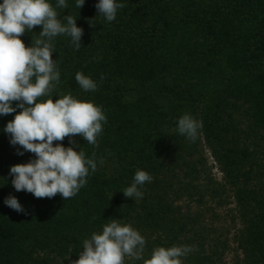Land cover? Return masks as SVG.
Here are the masks:
<instances>
[{
    "label": "trees",
    "instance_id": "obj_1",
    "mask_svg": "<svg viewBox=\"0 0 264 264\" xmlns=\"http://www.w3.org/2000/svg\"><path fill=\"white\" fill-rule=\"evenodd\" d=\"M49 2L58 19L71 15L83 29L79 50L67 35L52 40L60 73L53 100L70 93L101 107L107 119L97 137L99 147L79 135L74 137L78 147L68 137L54 142L83 151L85 159L96 153L97 168L89 169L86 185L64 200L59 193L36 198L15 190L10 166L35 155L17 154L23 149L11 145L3 131L15 113L0 115V264L76 260L83 241L113 219L143 230L144 239L157 233L155 240L146 239L145 259L155 244L175 246L181 232L194 228L186 230L191 217L181 220L174 202L199 189L193 182L202 164L189 158L201 139L233 189L243 223L239 249L247 264H264V0H117L125 7L112 22L97 12L98 0H85L81 9L76 0H66L67 8ZM41 30H26L21 39L31 46ZM77 72L93 79L97 90L84 91L75 80ZM236 112L248 131L239 128ZM186 113L202 123L195 142L177 131L176 122ZM138 169L152 180L140 186L142 198H127L123 191ZM180 171L187 183L181 182ZM10 194L25 212L5 205ZM210 194L220 197L216 189ZM196 195L202 200L200 191ZM178 245L190 246V240ZM190 253V264H215L218 258L216 246L209 251L200 244Z\"/></svg>",
    "mask_w": 264,
    "mask_h": 264
},
{
    "label": "clouds",
    "instance_id": "obj_2",
    "mask_svg": "<svg viewBox=\"0 0 264 264\" xmlns=\"http://www.w3.org/2000/svg\"><path fill=\"white\" fill-rule=\"evenodd\" d=\"M85 0H76L81 9ZM66 0H57L56 8H67ZM97 12L108 22L116 19L117 10L125 7L117 0H98ZM71 15L63 21L49 0H3L0 3V115L13 114L3 131L9 135L11 145H19L23 151L35 155L26 163L10 166L9 176L17 192L26 191L36 198H62L75 196L87 183L89 169L97 168L96 153L85 159L83 151L62 142L69 138L70 145L79 146L74 139L81 136L87 143L99 147L97 137L102 132L106 116L93 102L81 101L69 94H60L53 100L51 93L60 80L59 70L53 59L52 40L67 35L75 50L81 47L83 29L77 26ZM41 26L39 37L26 46L21 37L27 31ZM99 59V58H97ZM104 77L101 75V80ZM75 80L86 92L96 91L97 83L82 72ZM47 96L46 100L37 102ZM15 106H13V103ZM19 109V111H17ZM179 134L195 142L202 123L190 114H184L176 122ZM100 162L103 160L101 158ZM87 165V166H86ZM152 177L144 170L135 172L130 186L123 194L127 198H142L140 186ZM6 206L16 212H25L18 199L11 194L5 198ZM144 237L131 225L113 219L105 224L102 232H93L83 241V250L69 264H124L125 256L143 260V264H182L181 257L192 251L191 246L157 247L150 258H144Z\"/></svg>",
    "mask_w": 264,
    "mask_h": 264
},
{
    "label": "rangeland",
    "instance_id": "obj_3",
    "mask_svg": "<svg viewBox=\"0 0 264 264\" xmlns=\"http://www.w3.org/2000/svg\"><path fill=\"white\" fill-rule=\"evenodd\" d=\"M238 113L240 112L234 114V120L238 122L241 130L248 131V123L242 114ZM189 160L202 164L196 170L201 172L199 178L193 182L199 189L191 191L193 193H191V196L186 195L175 201L174 206L180 210L176 212L181 217V220H185V214H189L191 217L192 224H189L186 230L194 228L188 234H186L187 232H181L178 235V241L175 242V246H182L178 245V243L188 239L190 240L191 248L195 252L198 251L200 244H204L205 249L209 251L213 250V246H216L218 248V258L215 259V264H247V259L237 244L238 233L242 229L243 223L237 211L233 189L220 172L211 150L203 139L200 140L197 151ZM261 162H263V157H261ZM179 178L181 182L187 183L188 181V179L184 178L182 171L179 172ZM215 189L219 191L220 197L213 199L210 190ZM198 191L201 192L202 200L198 199L196 195ZM142 231L138 232L143 233ZM156 236H158L157 233H153L145 238L153 241L157 238ZM146 239L143 255L147 252ZM157 247L162 246L155 244L150 251V255L153 249ZM222 247L225 248L223 253H221ZM191 258L190 253L180 259L182 264H190ZM133 261L136 260L130 256H125L124 264H131ZM138 261L143 263V260ZM50 264H69V259L58 258L57 260H51Z\"/></svg>",
    "mask_w": 264,
    "mask_h": 264
}]
</instances>
